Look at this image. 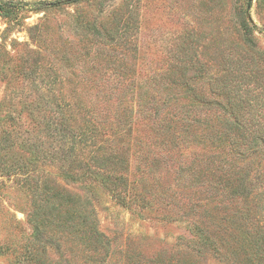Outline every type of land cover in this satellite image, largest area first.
I'll list each match as a JSON object with an SVG mask.
<instances>
[{
  "label": "trees",
  "instance_id": "obj_1",
  "mask_svg": "<svg viewBox=\"0 0 264 264\" xmlns=\"http://www.w3.org/2000/svg\"><path fill=\"white\" fill-rule=\"evenodd\" d=\"M63 1H98L103 14L114 0ZM111 13L109 23L76 22L77 33H92L103 47L85 73L90 85L72 89L70 102H57L43 123L50 136L69 144L60 160L71 179L87 189L83 198L59 187L47 193L44 226L49 235L36 223L34 241L59 252L65 247L62 242L81 241L104 256L100 263L87 264H103L112 255L113 241L98 227L96 184L119 204L133 206L145 200L138 197L162 191V173L171 172L181 187L179 195L190 197L194 238L191 253H178L174 264H197L196 257L210 250L222 264L228 254L243 264H264V53L254 38L256 27L246 20L245 11L235 10L242 56L235 51L228 57L201 56L200 39L193 33L188 42L174 46L162 65L143 54L137 40L141 28L130 6L126 20L125 12ZM118 50L120 58L113 54ZM106 53L110 59H103ZM48 91L55 94L54 88ZM5 135L2 147L15 144L11 133ZM100 135L110 138L102 141L106 147L98 145ZM90 146L91 164L79 155L69 161L68 153ZM58 154L62 152L53 156ZM130 253L127 245L126 264H165L164 255L140 263Z\"/></svg>",
  "mask_w": 264,
  "mask_h": 264
},
{
  "label": "rangeland",
  "instance_id": "obj_2",
  "mask_svg": "<svg viewBox=\"0 0 264 264\" xmlns=\"http://www.w3.org/2000/svg\"><path fill=\"white\" fill-rule=\"evenodd\" d=\"M128 5L141 28L137 40L144 46L143 54L154 63L162 64L174 46L188 42L193 33L200 39L201 56L228 57L231 51L242 56L245 49L235 10L245 11L246 20L256 27L254 38L258 50L264 53V0H114L107 3L103 14L98 1L76 4L63 0H0V140L5 133H11L10 139L15 140L9 147H2L0 142V264H87V260L100 263L104 257L81 241L62 242L65 247L61 252L49 243L34 241L36 223L45 236L49 235L44 226L47 193L59 187L83 198L87 189L71 179L65 172L66 163L60 160L69 144L50 136L43 123L57 102H70L72 89L90 85L84 80L85 73L97 63L99 47H103L101 39L92 33H77L76 22L109 23L111 12L126 13ZM120 53L118 50L113 54L120 58ZM49 88H54L55 94ZM109 137L100 135L98 145L106 147L102 141ZM36 147L42 154L36 153ZM90 149L92 146L68 153L69 161L79 155V160L91 164ZM56 151L62 154L53 156ZM161 177L162 191L154 197H138L145 200L133 206L119 204L96 184L93 198L98 227L113 241L112 255L103 264H126L127 245L130 255L140 263L164 255L165 264H174L178 253H191L189 245L194 238L187 207L190 197L179 195L181 187L171 172ZM35 213L37 222H33ZM196 258L197 264H222L211 250ZM223 261L244 263L231 254Z\"/></svg>",
  "mask_w": 264,
  "mask_h": 264
}]
</instances>
